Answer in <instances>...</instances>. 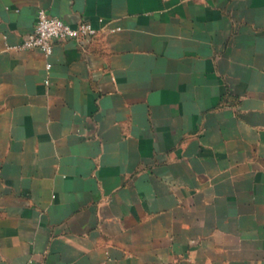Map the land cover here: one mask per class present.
Wrapping results in <instances>:
<instances>
[{
    "label": "crops",
    "instance_id": "obj_1",
    "mask_svg": "<svg viewBox=\"0 0 264 264\" xmlns=\"http://www.w3.org/2000/svg\"><path fill=\"white\" fill-rule=\"evenodd\" d=\"M0 264H264V0H0Z\"/></svg>",
    "mask_w": 264,
    "mask_h": 264
},
{
    "label": "built area",
    "instance_id": "obj_2",
    "mask_svg": "<svg viewBox=\"0 0 264 264\" xmlns=\"http://www.w3.org/2000/svg\"><path fill=\"white\" fill-rule=\"evenodd\" d=\"M120 27L111 28L112 31ZM99 29L88 19L72 24L66 19L52 14L48 9L40 7L37 12L35 28L23 36L15 46L17 49H39L49 55L54 51L55 44L67 39L92 38Z\"/></svg>",
    "mask_w": 264,
    "mask_h": 264
}]
</instances>
